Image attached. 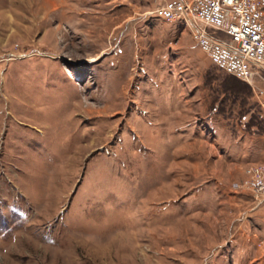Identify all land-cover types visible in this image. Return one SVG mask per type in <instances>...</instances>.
I'll return each mask as SVG.
<instances>
[{
	"label": "rangeland",
	"instance_id": "rangeland-1",
	"mask_svg": "<svg viewBox=\"0 0 264 264\" xmlns=\"http://www.w3.org/2000/svg\"><path fill=\"white\" fill-rule=\"evenodd\" d=\"M163 2L0 0V264H264V72Z\"/></svg>",
	"mask_w": 264,
	"mask_h": 264
},
{
	"label": "built area",
	"instance_id": "built-area-1",
	"mask_svg": "<svg viewBox=\"0 0 264 264\" xmlns=\"http://www.w3.org/2000/svg\"><path fill=\"white\" fill-rule=\"evenodd\" d=\"M162 1L149 15L187 25L193 42L216 68L247 83L264 72V0ZM257 94L264 107V92ZM246 172V188L263 200L264 165Z\"/></svg>",
	"mask_w": 264,
	"mask_h": 264
}]
</instances>
